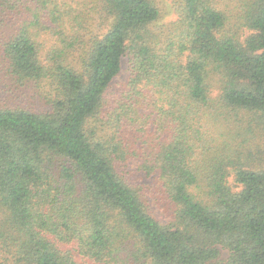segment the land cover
<instances>
[{"label":"trees","instance_id":"1","mask_svg":"<svg viewBox=\"0 0 264 264\" xmlns=\"http://www.w3.org/2000/svg\"><path fill=\"white\" fill-rule=\"evenodd\" d=\"M1 1L17 8L4 48L11 73L45 84L51 105L46 114L0 107V239L11 237L22 264H264V153L226 134L264 130V0H177L166 42L152 29L153 0ZM125 56L127 98L145 100L155 125L132 153L175 210L166 224L124 175L120 134L137 110L113 109L106 92ZM214 69L218 102L207 84ZM107 110L105 144L90 125Z\"/></svg>","mask_w":264,"mask_h":264},{"label":"rangeland","instance_id":"2","mask_svg":"<svg viewBox=\"0 0 264 264\" xmlns=\"http://www.w3.org/2000/svg\"><path fill=\"white\" fill-rule=\"evenodd\" d=\"M70 1L73 3V6H76L78 2H82L83 5L87 2L86 0ZM176 1L153 0L154 6L159 12V17L153 24L152 29L154 32L162 34L163 42H166L174 36L177 22ZM0 8V107L18 108L35 114H46L51 110V105L49 104V100H47L49 88L43 83L20 81L11 73L9 60L5 57L4 48L9 32L12 31L11 28L17 22V19H15L17 17V8L15 11H12L4 1H1ZM231 10L232 13L228 14L231 18L232 29L236 33L239 42H243L249 35V32L243 28L242 21L237 15L238 9L236 6H232ZM92 17L98 19V15L92 14ZM36 41L38 44H42L44 50H46V46L50 45V42L43 34L36 36ZM219 75V71L215 69L207 74L209 97L216 102L219 101L222 93V77ZM128 78H130L129 56H125L121 61L120 73L113 79L106 92V98L113 106V109L122 107L123 112L128 113V116L135 111L134 109L131 111L132 104L137 110L134 112V119L136 122L138 119V122L126 125L120 134L126 146L124 150L126 153L125 160L128 159V161L124 160L125 163L123 165L126 166L124 175H126L127 181L134 187L142 199L143 204L147 208V212L159 223L166 224L170 222V216L174 217L175 210L170 205L167 197L158 191L157 174L153 173L155 175L151 176L143 174L138 169V163H140L139 158L133 157L138 153H132V150H136L137 148L142 150L145 148L144 142H150L153 139L155 129V125L153 124L154 115L152 114L151 107L145 103V100H132L127 98L126 94L130 91ZM119 101L122 102L120 106ZM107 114L108 110L94 118L90 125V128L95 133V138L105 142V144L113 140L111 127H106V123H113V120L109 119ZM97 118L99 120H96ZM226 134L233 145H240L244 151H252L255 155L260 156L264 153V130L262 127L254 128L253 132H250L249 127H247L240 133L236 132L233 127L229 131H226ZM229 184L233 190H240L233 175L229 177ZM1 214L0 212V221L2 220ZM8 239L9 241L5 242ZM0 246L4 264H22L20 253L17 251L11 237L7 236L5 240L0 239ZM226 258L227 252L221 250L220 259L223 260Z\"/></svg>","mask_w":264,"mask_h":264}]
</instances>
